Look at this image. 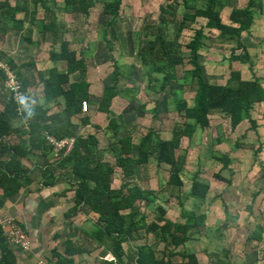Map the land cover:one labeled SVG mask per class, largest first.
I'll return each mask as SVG.
<instances>
[{
  "label": "trees",
  "instance_id": "16d2710c",
  "mask_svg": "<svg viewBox=\"0 0 264 264\" xmlns=\"http://www.w3.org/2000/svg\"><path fill=\"white\" fill-rule=\"evenodd\" d=\"M58 1L32 0L31 3L35 6L42 5L44 11L50 14L41 22L43 23V32L45 34L51 32L54 40L57 39L63 26L62 20L58 19L57 11L52 7V4L55 5ZM101 1L103 12L111 15L110 19L101 25L102 37L106 39L109 51H112L113 45L109 33L118 27L117 19L120 16L123 0ZM199 1L203 3L200 6L198 5ZM97 2L98 0H62L63 7L58 10H62L61 12H65V14H80L88 17ZM228 5L229 0H163L160 5L159 23L147 24L143 28L145 37L138 39L137 46L131 44L130 37V51L132 50L131 53L133 52V55L139 58L140 64L144 65L147 75L150 77L153 72H163V78H160L161 80L155 78V80L160 83L161 88L169 87L172 93V98L168 104H165V109L178 112L180 120L179 118L176 120L170 139H162L154 126L144 128L142 132L140 131V138L135 139L139 128L131 121L126 122L123 115H120L119 118L125 126L119 127L120 124L110 109V105L112 98L120 90L118 83L125 72H120L121 66L118 61H115L113 74L106 83L104 96L100 100L99 106L111 114L108 129L112 131L109 150L115 157L113 163L105 158L104 149L100 147V140L95 133L83 135L77 131H68L65 126L60 124H47V112L38 104H30L25 107V115L31 119L29 129L14 128L12 121L18 114L17 104L12 93L5 89L6 76L0 68V100L4 105V108L0 110V151L1 153L10 152L8 158L0 159V187L4 188L7 195L18 190L20 179L25 175L19 164L20 158L27 156L33 151V148L52 152L51 146L46 142V131L59 138L75 135L76 142L71 152L55 159L56 168L50 166L46 169L45 172L49 180H46L44 184L53 183L58 175L63 176L66 172L74 175V184L76 185L74 200L77 206L75 209H81L87 215L93 212V215L98 214L94 231L96 230L97 239L105 250H110L113 253L116 263L123 264L124 262L123 242L133 241L138 236H142L145 230L146 234L153 235L155 242L138 245L135 248V257L128 264H199L195 253L187 249L182 251L175 249L187 245L195 234L202 232V228L206 224V216L202 213L197 214L194 210L183 209V215L186 218L184 222L169 218L165 205L159 203L161 200L160 191L142 187L136 175L139 170L143 168L146 170V167L152 163L157 167L168 165L170 172L168 184L182 190L184 181L181 174L185 170L186 157L185 154L178 153V150H181V139L184 136L191 138L198 127L202 129L208 127L211 123L210 113L214 110H219L228 116L233 129L246 118L250 121L251 128H256V121L251 115V109L256 102L264 100V86L255 73V76L250 79L243 78L241 71L234 68L232 62H248L253 69L249 50L241 42V36L243 32L250 31L255 20L254 11L263 8V0H248V3L243 7H233L227 16L229 23L226 21L227 17L224 13ZM182 7L183 12L178 18L179 9ZM19 10H24L27 13V9L22 5H12L9 0H0V28L13 31L23 28L25 18L17 17ZM36 13V10L32 11V21L36 19ZM198 17L205 20L203 25H198ZM170 22L174 26L173 34L168 32ZM78 23L79 21H75L76 29L79 28ZM186 29L190 35L184 41L182 37L185 35ZM208 38H214L212 41L215 44L217 42L235 44L231 46L232 52L229 55L230 60L224 82L211 83L205 72L200 52L207 45L205 39ZM70 45V41L63 40L61 51L53 50L50 53L53 60L66 61L65 72L59 71L57 67L49 69L46 73L39 72L45 84L46 99L54 100L55 103H60L61 98L65 99L63 115L67 113L68 120L58 116H60L59 120L62 119L68 124L69 117L76 112H85L90 102L89 82L76 77L72 81L70 78L79 70L87 71L86 57L82 54L78 55V52ZM185 49L189 51L187 59H183L186 55ZM237 51L239 52L237 53ZM183 60H188L192 69L187 70L184 76L179 78L176 65L183 63ZM20 75L18 73L22 81V90L27 92L26 89L30 82L27 79L22 80ZM180 82L182 86L196 83L193 105H189L188 100L180 95L177 84ZM26 98L28 99V97ZM131 104L128 108L129 112L135 109L134 102ZM84 105H86V109H84ZM136 109L139 112L138 115H143L147 111L146 103L138 104ZM158 109L157 102L152 108L154 117L158 116ZM82 122L86 124L89 119L84 117ZM16 133L18 136H22V139L17 143H11L10 134L16 136ZM235 146L252 148L255 155L261 151L260 147L256 149L252 143L236 141ZM212 156L222 162V170L228 168L231 158L227 154L219 155L213 152ZM57 168H62L64 171L57 172ZM117 171L121 172L123 182L120 187H113ZM214 177L228 183L232 182V178L223 177L221 171L214 173ZM209 188L210 183L195 176L188 195L205 198ZM172 196H174L173 192L169 198L164 199V202H168ZM177 198L180 205L183 206L184 200L180 197ZM124 210L128 211L124 212ZM260 226L252 233L253 237L251 238L261 240ZM158 242L164 243V251L161 255L157 254V248L154 247ZM9 246L5 237L0 233L2 264L15 262L14 252ZM54 254L58 256L59 264H75L72 259H67L58 252ZM176 255L182 257L178 263L172 261ZM217 264H230V262L218 259Z\"/></svg>",
  "mask_w": 264,
  "mask_h": 264
},
{
  "label": "crops",
  "instance_id": "0c3cea01",
  "mask_svg": "<svg viewBox=\"0 0 264 264\" xmlns=\"http://www.w3.org/2000/svg\"><path fill=\"white\" fill-rule=\"evenodd\" d=\"M9 2L12 5L24 6L27 9V13L24 10L17 12V17L20 19L25 18L23 28H17L14 31L0 28V61L5 63L13 72L20 73L22 80L27 79L30 82L26 89L29 92L27 95L28 99H25L24 111L21 115L18 113L13 118L14 128L24 127V121L27 119L30 126L31 119L25 115V107L30 104H38L47 112V124H60L65 126L68 131H77V133L83 135L95 133L100 140V147L104 149L105 158L113 163L115 157L113 152L109 150V139L112 131L108 129L111 114L102 110L99 106L100 100L104 96L106 83L114 71L113 68L112 71L107 72L105 75L102 63L112 61L115 67V61H118L119 56L114 57L111 53L104 51V47H107L105 45L107 41L102 38L100 27L102 23H100V26L99 22L97 23V28L93 29L96 32V37L88 43L85 41L84 21L78 23V29H76L75 22L70 24V22L66 21L63 23L62 31L59 32L57 39L54 40L51 32H46V34L43 32V23L39 19L40 9L44 10L42 5H32V0H9ZM240 4L241 0H229V6L232 8ZM52 7L56 11L61 9L63 7L62 0H59L55 5L52 4ZM35 10L37 11L36 19L32 21V11ZM44 12L47 14L44 18H47L50 14L46 11ZM226 12L225 17L230 14L231 10ZM254 12L255 20L250 31L243 32L241 36V42L249 50L253 69L248 62L233 61L232 63L234 68L241 71L243 78L250 79L256 74L264 86V0L263 8L255 9ZM226 21L229 23L228 17ZM65 28L67 29L64 30ZM213 39H205L206 42L210 40L211 43H209V46H204L200 52L202 54L201 61L205 66V72L211 83L221 82L222 79H225L219 75V72L221 69L224 70L228 67L229 55L232 52L231 46L235 45L229 42H217L215 44L212 41ZM63 40L70 41V47L76 50L78 55L82 54L86 57L88 63L86 72L79 70L75 75L72 74L70 76L72 81L76 77L77 79H86L89 82L90 102L88 109L85 112L81 111L72 114L69 117V124L62 119L59 120L60 116L64 119L68 118L67 113L63 115L65 99L61 98L60 100L62 101L60 103L46 99L44 93L45 84L39 75V72L46 73L53 67H57L59 71H66V61L53 60L50 54L53 50L61 51ZM112 45L115 50L116 44L113 42ZM122 48L125 51V48ZM220 52L222 57L217 55ZM125 55L124 53L121 57ZM132 56H134L133 52L130 57L132 58ZM123 61L128 62V58H123ZM91 65H95L94 68L97 70L99 65L102 72L91 71ZM127 66H121V70L120 68L119 70L120 72L122 71L121 73L125 72L123 77L129 85L121 87V81H119L120 90L112 98L110 105V109L113 111L118 124H120L119 127L125 126L119 118L120 115H123L126 122L131 121L139 128L135 139L138 140L141 136L140 131L142 132L148 126H154L159 133L163 132L160 134L162 139H170L172 137V129L176 120L178 118L180 120V115L172 122L171 131L165 134L162 122H167L169 114L174 110L161 111V109H158L157 117H154L152 112V108L160 100V95L170 91L169 88H161L160 86L159 92H164L154 95L157 92L154 87L155 78H159L155 74L163 72H153L146 85L147 88L149 87V92L152 91L149 93L148 101H144L147 111L141 117L137 116L136 119L129 117L127 119L130 113H134V111L129 112L128 108L137 99L141 91L139 89L142 85L141 81L148 76L146 70H143L142 73L145 76L139 75L134 80L135 77L127 71ZM179 66L180 64L178 63L176 65L178 77L180 76L178 73ZM134 68H136L135 65ZM187 70L189 69L186 68L184 73ZM86 74L88 75L86 76ZM132 78L133 82L129 80ZM151 80L152 82H150ZM138 82L139 87L136 84ZM4 85L5 89H7L6 79L4 80ZM179 88L182 89L180 86ZM7 91L9 90L7 89ZM179 93L183 96V92L179 91ZM171 98L164 100L165 104H168ZM150 102L154 104L149 108L148 104ZM188 103L193 105L194 100H188ZM158 104L160 103L158 102ZM3 108V102L0 100V110ZM150 114L151 118H146L143 121L144 116L148 117ZM210 114L211 123L208 127L205 129L198 127L191 138L184 136L181 139V150L179 149L178 153L185 154L186 157L185 170L181 174L184 181L182 190L168 184L170 176L168 165L157 167L152 163L146 167V170L144 168L138 169L137 180L142 187L162 190L166 194L164 197L166 199L170 197L172 192L174 193V196L168 202H165L166 204L159 200V203L166 206L169 218L184 222L186 218L183 215V209L194 210L197 214L202 213L206 216V224L203 226L202 232L195 234L187 245L176 248V251L187 249L195 253L199 264H217L218 259H222L225 262L229 261L230 264H264V100L256 102L251 109V115L257 125L254 129L251 128V123L247 118L233 129L231 128L229 117L221 111L214 110ZM84 117L89 119L86 124L82 122ZM157 122H159V125ZM230 135L232 138L239 139V142L254 144L256 149L260 147L261 151L256 156L252 148L236 147L235 144L231 145L232 143H229ZM10 138L11 143H17L22 139V136H18L16 133V136L10 134ZM201 145L205 149H201ZM213 152L219 155L227 154L231 158L228 168L222 170V162L212 156ZM29 154L20 158L19 164L25 175L20 179L18 190L13 194L7 195L4 188L0 187V233L3 235V228L7 226V220L10 217H15L31 240V247L28 251H22L16 246H9L15 255L13 264H37L39 257L55 255V252L60 253L67 259H72L75 264H117L113 253L110 250L106 251L97 239V233L94 228L98 214L93 215V212L87 215L83 210L75 209L77 207L74 200L75 178L66 172L63 176L58 175L53 180V183L44 184L46 180H49L45 171L50 166L55 167V157L52 152H45L39 148H33V151ZM202 154L205 159H202ZM9 156V151L5 153L0 151V159H6ZM190 158L195 160L191 162L195 166L192 169L194 176L191 182L189 181L188 186L186 182L188 178L185 175L187 174V165L190 164ZM250 158H252V161H250ZM213 160L219 162V165L209 167L210 161ZM163 167L167 172L165 180H161V177L160 179L158 177ZM61 171L64 170L57 168V172ZM207 171L210 174H207ZM220 171L223 177L232 178V182L228 183L215 178L214 173ZM195 176L202 181L210 183V188L205 198L188 195ZM122 182L121 172L117 171L113 187H120ZM177 197L184 200L183 206L180 205ZM171 206L180 207V214H173ZM78 207L81 208V206ZM127 211L124 210V212ZM259 225H261L259 230L262 237L261 240H256L251 237H253L252 233L257 230ZM144 231L142 236H138L133 241L127 240L123 242V264H128L129 261H132L136 255L135 248L138 245L145 244V242H155L153 235L146 234ZM154 247L157 248V254L161 255L163 253V242H158ZM1 252L0 250V264H2ZM175 257L176 259H174ZM181 260V255H176L172 258L175 263Z\"/></svg>",
  "mask_w": 264,
  "mask_h": 264
},
{
  "label": "rangeland",
  "instance_id": "374dc122",
  "mask_svg": "<svg viewBox=\"0 0 264 264\" xmlns=\"http://www.w3.org/2000/svg\"><path fill=\"white\" fill-rule=\"evenodd\" d=\"M247 1L248 0H241V4L238 7L245 6L246 3H248ZM162 2H163V0H123L122 6H121L120 16L117 19L118 27H117V29L115 28V29L111 30L110 33H109V38L111 39L112 43L114 42L116 44V48H115V50L113 48L112 51H109L108 47L105 46L104 47V51H107L109 54L111 53V55H113L114 57H118L119 56L118 57L119 58L118 59L119 64L122 67H124V65H128L127 66V71H129L130 74H132L133 77H135L134 80H136V78H138L139 75L140 76H145V74L142 73V71L145 68H144L143 64H140L139 58H136L135 55L132 56V58L130 57L131 56V52H130L131 45L129 44V39L131 37V44L132 43L133 44L137 43L136 41H138V39H140L141 37H143V38L145 37L144 34H143V28L147 24L153 25V24H158L159 23L160 5H161ZM201 4H203V3L199 1L198 5L200 6ZM231 9H232V7L228 5L225 8V10H224L225 12L224 13L226 14L227 13L226 11H230ZM61 11L57 10V13H58L57 16H58V19L62 20L61 21L62 24L65 23L66 21L70 22V24L74 23L75 21H79V22L84 21V23H85V31H86L85 32V38H86L85 41L87 43L90 42V41H93L94 38L96 37V32L93 29L97 28V23L99 22V26H100L101 25L100 22L104 23V21H106L107 19H110V17H111V15H107V14H105L103 12V6H102V1L101 0H98L97 5L94 8H92L91 14L88 17L84 16V15H80V14L79 15L70 14V13L65 14V12H61ZM182 12H183V7L181 9H179L178 16H177L178 18L181 16ZM45 15H47V14L41 8L40 12H39L40 21L44 20ZM204 21L205 20L202 17H198V22L197 23H198V25H203ZM170 23L171 24H169L170 28H169L168 32H170V34H173V32H174V28L173 27L174 26H173L172 22H170ZM189 31L192 32L191 30H189ZM70 34H72V33H70ZM189 35H190V33L188 32V29H186L185 35L182 37V40L186 41ZM209 43H211L210 40L208 42H206L207 45H209ZM122 47L125 48V51H123ZM121 50H122V52H121ZM184 52H185L186 55L183 57V59H187L189 57V55H188L189 51L187 49H185ZM124 53L126 55L124 57H121L122 55H124ZM217 55H218V57H222L221 52L218 53ZM123 58L124 59L128 58V62L123 61ZM183 61H182L183 63L180 64V66L178 67V73L180 75L179 78L183 77V73H184V70L186 68H188L189 70L192 69V65H190V63H188V60H183ZM129 63H131V64H129ZM102 65H104L102 67V69H103V73L105 75L107 74V72L112 71L113 68H114L112 61H109V62H106V63H102ZM134 65L136 66V68H134ZM94 66L95 65H91V67H90L91 71H96L97 70V69L94 68ZM97 67H98L97 71L98 72H102V69L100 68V66L98 65ZM222 70L223 69H221V71L219 72L220 73L219 75L222 78H226L228 68H226V70L224 69L225 72H224V70L223 71ZM87 75L88 74H86V76ZM155 75L157 77H159V79L163 78V76H164L163 73H158V74H155ZM129 80L133 82V78L129 79ZM149 80H150V77H148V76H146L145 78L142 79V81H141L142 85L139 88V89H141V91L139 92V95L137 96V99L134 100V104H135L134 108L135 109L132 110V111H134V113H130L128 115L127 119H129V117L131 119H134V118H137V116H140V117L142 116V115H138L139 112L136 109V106L138 104H140V103H143L144 101H148L149 93L152 92V91L149 92V87L147 88V86H146ZM120 81H121V84H120L121 87H125V86L129 85V84H127L126 79L123 76L120 78ZM221 81L224 82V81H226V79H222ZM128 83H130V82H128ZM136 84L139 87V82L136 83ZM159 84L160 83L158 81H156L155 84H154V87H155V89L157 91V92L153 91V92H155L154 95L164 92V91L159 92V90H158V89H160V85ZM177 84L180 87H182V89L179 88V91L183 92V94H182L183 96L182 97L183 98L185 97L187 100H193L194 94H195V90H196V83L194 82V83L187 84V85L185 84L184 86H182L181 82L177 83ZM171 96H172L171 91H167L163 95H160V100H158V102L160 103V104H158L160 106L159 110L160 109H161V111L166 110L165 106H164L165 105L164 100L170 99ZM153 104L154 103L150 102L148 104V107L149 108L152 107ZM178 116H179V114L177 112L173 111V112H171L169 114L167 122H162V128L165 131V134L171 131L172 122L174 121V119H177ZM144 117L145 118H143L144 119L143 121H145L146 118H151V114L148 117H146V116H144ZM157 124L159 125V122H157ZM162 133L163 132H161L160 134H162ZM229 139H230L229 143H232L231 145H234L236 141H239V139L232 138L231 135H230ZM203 147L204 146L201 145V149H205ZM195 155L198 156L197 153H195ZM56 158L57 157H55V159ZM203 158L205 159V157L202 154V159ZM210 159L212 160V158H210ZM194 161H195L194 159L190 158V164L188 162L189 165H187V168H186L187 174L185 175V177L188 178L186 180V182L188 183V186H189V181L191 182V179L194 176V172H193L192 169L194 168L195 165L193 163H191V162H194ZM250 161H252V158H250ZM210 162H211V164L208 165L209 167H216V166L219 165V162H217L215 160L210 161ZM206 173L210 174L209 171H207ZM159 175L160 176L157 175L159 177V179H160V177H161V180H165L166 179L167 172L165 171L164 167L160 170ZM72 176H74V175L72 174ZM162 183H164V182H162ZM159 191L161 193V202L164 204L165 203L164 202V199H165L164 197H165L166 194L162 190H159ZM167 206H170V205H167ZM171 207L173 208L172 209V213L173 214L174 213L175 214L176 213L180 214V211H181L180 207H174V206H171ZM174 259H176V257ZM177 259H179V257H177Z\"/></svg>",
  "mask_w": 264,
  "mask_h": 264
},
{
  "label": "built area",
  "instance_id": "2783aa9c",
  "mask_svg": "<svg viewBox=\"0 0 264 264\" xmlns=\"http://www.w3.org/2000/svg\"><path fill=\"white\" fill-rule=\"evenodd\" d=\"M0 68L6 73V88L12 93L17 104V111L21 115L24 111L25 99L28 93L22 90V81L17 73L13 72L5 63L1 61ZM85 107L86 105H84V108ZM24 125L25 128L29 129L28 119L24 121ZM45 136L47 144L51 146L52 153L57 158L70 153L76 142L75 135L58 138L52 133L46 131ZM3 235L9 245L19 247L22 251L30 250V237L15 217H10L7 220V226L3 228ZM37 264H59L58 256H41L37 260Z\"/></svg>",
  "mask_w": 264,
  "mask_h": 264
},
{
  "label": "clouds",
  "instance_id": "9594fccd",
  "mask_svg": "<svg viewBox=\"0 0 264 264\" xmlns=\"http://www.w3.org/2000/svg\"><path fill=\"white\" fill-rule=\"evenodd\" d=\"M29 1V0H28ZM18 75V74H17ZM24 128H25V125H24ZM27 129V128H26Z\"/></svg>",
  "mask_w": 264,
  "mask_h": 264
}]
</instances>
